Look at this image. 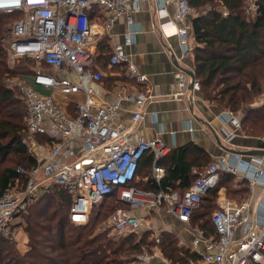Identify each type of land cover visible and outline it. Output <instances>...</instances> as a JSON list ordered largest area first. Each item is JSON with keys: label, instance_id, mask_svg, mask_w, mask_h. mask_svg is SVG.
<instances>
[{"label": "built area", "instance_id": "obj_1", "mask_svg": "<svg viewBox=\"0 0 264 264\" xmlns=\"http://www.w3.org/2000/svg\"><path fill=\"white\" fill-rule=\"evenodd\" d=\"M249 8L253 14L255 0H251ZM133 9L130 0H0V11L23 12L4 36L8 55L16 60L32 58L41 66L27 77H8L6 83L17 88L26 106L27 133L44 135L52 141L40 144L30 137L23 138L36 163L30 169L17 166V172L26 177L25 182L0 195V245L3 236L15 239L14 219L20 218L33 200L57 187L70 195L69 218L75 224L87 223L92 206L113 194L126 205L116 206L107 217V226L115 233L149 231L153 222L150 215L132 213L140 208L164 206L178 220L188 222L202 196L217 185L222 172L247 178L251 187L255 182L264 187L262 156L254 154L249 159L232 155L211 162L185 191L155 192L132 184L139 159L145 153L152 155L151 175L159 184L165 174L159 160L171 148L158 136L146 138L135 128L117 122L115 115L122 99L141 105L154 95L139 90L135 94L117 93L111 101L98 100L95 89L87 82L102 78L90 45L94 31L91 14L101 12V28L107 30L121 16L132 24ZM191 11L188 0H176L171 18L159 25L165 35L178 37L185 54L191 47L184 19ZM158 14L163 17L167 11L161 7ZM137 31L128 29L124 39L113 44L110 65L128 60L126 47L132 44ZM129 73L137 82L146 80L145 74L133 65L129 66ZM174 75L172 96L177 97L188 89L190 77L182 69ZM195 84L194 80L193 87ZM55 91L65 96L82 93L83 98L73 99L72 110L68 111L57 104ZM227 113L231 122L240 126L239 118L231 111ZM140 117V111H134L132 123ZM217 202L211 214L216 235L197 231L190 240L191 250L215 264H264V196L254 209L246 200L236 202L221 191ZM153 238L159 241L158 235ZM178 243L183 244L181 240ZM151 257L142 250L121 264H149Z\"/></svg>", "mask_w": 264, "mask_h": 264}, {"label": "trees", "instance_id": "obj_2", "mask_svg": "<svg viewBox=\"0 0 264 264\" xmlns=\"http://www.w3.org/2000/svg\"><path fill=\"white\" fill-rule=\"evenodd\" d=\"M197 1L188 0L192 5L211 3L207 13L199 11L192 20L194 79L198 90L204 99L236 114L244 134L264 136V100L256 102L264 95V0H255L253 15L247 13L246 0ZM219 4L226 8V15L216 10ZM22 15L20 10L0 11V195L25 182L26 177L17 172V166L30 169L36 163L23 141V135L27 134L26 106L17 88L6 83L8 77H27L34 70L32 58L22 57L12 65L7 60L4 36L9 25ZM101 42L105 40H100L97 46L95 62L109 64L112 48ZM33 137L42 144L52 143L44 135ZM211 162L208 153L196 144L171 147L159 160L165 174L157 184L151 175L152 155L145 153L139 159L132 184L155 192L185 191ZM222 186L237 201L249 192L247 178L237 181L236 175L221 173L217 185L202 196L191 214V217L199 215L198 224L210 236L216 235L211 214L217 207L216 195ZM116 206L126 207L113 194L106 195L92 206L87 223L75 224L69 218L70 195L66 189L57 187L42 194L28 205L18 223L26 233L27 249L18 251L13 244L15 239L3 236L0 264H121L130 261L127 258L130 253L141 251L149 244L147 235L133 243L134 232L119 233L117 238L107 236V230L93 232ZM158 246L169 258L182 251L169 232L162 233Z\"/></svg>", "mask_w": 264, "mask_h": 264}, {"label": "crops", "instance_id": "obj_3", "mask_svg": "<svg viewBox=\"0 0 264 264\" xmlns=\"http://www.w3.org/2000/svg\"><path fill=\"white\" fill-rule=\"evenodd\" d=\"M175 1L130 0L134 5L131 13L133 23L128 24L127 18L121 16L115 19L107 30L101 28L104 22L101 12L93 11L90 17L94 31L90 45L95 54L100 40L104 39L105 42L101 43H106L109 48H112L113 44L124 39L128 29L136 28L138 31L132 44L126 47L128 60L117 66H111L105 62L102 65L96 64L97 69L102 73V78L94 82L88 81L87 84L95 89L98 100L105 101L113 100L117 93L135 94L139 90L151 92L154 95L152 100H148L141 105H137L132 100L122 99L115 115L117 122L135 128L146 138L158 136L170 148L188 143L196 144L208 153L212 162L232 155L249 159L252 154H248L246 151L253 148H264V140L260 137H250L244 134L240 126H235L231 122L227 113L228 110H223L204 99L196 84L193 88H189L188 83V89L184 94L177 97L172 96L175 89V72L178 69L185 72H194L193 49L195 40L192 33V20L198 15L199 11L207 13L211 8L209 1L195 5L198 1L193 0L195 3L190 4L192 11L185 17L184 23L189 28L188 43L191 49L188 54H185L178 37L175 34L165 35L159 27L161 22L171 18L175 9ZM161 7L167 11V14L163 17L158 14V9ZM216 10L222 14L227 11L221 4L217 5ZM130 65L135 66L140 73L145 74L146 80L144 82L134 80L129 73ZM54 97L60 101L64 97L67 98L68 102L65 109L71 111L73 99L80 100L83 98V94L76 93L73 96H65L55 91ZM262 100H264V95H262L260 101ZM137 110L140 111L141 117L138 121L132 123V114ZM234 115L236 118L238 117L236 114ZM230 136L232 137L228 140ZM261 156L262 166H264V155ZM241 178L245 177L236 176L237 181ZM220 191L236 202L246 200L250 209H254L261 197L264 196V187L259 182L253 183L252 187L249 185L248 194L240 201L230 197L224 186L218 189L217 194ZM216 204L218 205L217 195ZM132 213L137 215L149 214L151 216L153 222L149 231H151L152 237L154 235L159 236V241L156 243L160 242L162 233L169 232L175 236L177 248L182 250L180 255L169 258L160 249H157L149 260V264H215L203 260L200 255L190 248V240L197 231L210 236L198 224V214L190 217L188 222H182L170 214L164 206L154 207L150 210L144 208L134 209ZM19 222L20 218L13 221L15 240L18 226H20ZM20 228L22 227L20 226ZM179 240L183 242L182 245H179Z\"/></svg>", "mask_w": 264, "mask_h": 264}, {"label": "rangeland", "instance_id": "obj_4", "mask_svg": "<svg viewBox=\"0 0 264 264\" xmlns=\"http://www.w3.org/2000/svg\"><path fill=\"white\" fill-rule=\"evenodd\" d=\"M251 5V0H246V8L248 7V10H249V13H248V10H247V13L248 14H250V13H252V12H250L251 11V9L249 8V6ZM250 15H252V14H250ZM16 19V18H15ZM11 25V24H10ZM9 25V26H10ZM7 60H8V63L10 64V65H12V64H15L16 62H18L16 59H13L11 56H9L8 54H7ZM33 69H40V65L39 64H37V63H35L33 66H31ZM31 74V73H30ZM29 80H30V78H28ZM262 97V96H261ZM261 97H259L258 98V100L256 101L257 103H259L260 102V99H261ZM56 100V102H57V104H59L60 105V107L62 108V109H65V106H66V103L68 102V99L67 98H65L64 97V99L62 100V101H60V100H58L57 98L55 99ZM240 120V119H239ZM23 137H24V139H29V137L30 138H32V140H35V141H37L33 136H30L28 133L26 134H24L23 135ZM262 137H264V136H261L260 138H262ZM39 143V142H38ZM43 144H45V143H43ZM18 164V163H17ZM212 211H214V208L212 209ZM108 212H109V210H108ZM107 212V213H108ZM151 217V216H150ZM89 218H90V216H89ZM152 225V224H151ZM98 227H97V230L96 231H93L94 233L95 232H99V230H107V236H109V237H114V238H117V237H119V233H115V232H113V231H111L110 230V228L107 226V214H106V217H105V219H103L98 225H97ZM18 230H17V235H16V240L14 241L15 243H13L14 244V246L17 248V250L18 251H20V252H23V251H25L26 249H27V244H26V241H27V236H26V233H24V231H23V228H20V226H18ZM124 233H126V232H124ZM121 234H123V233H121ZM147 235V242H149V244L148 245H146L145 246V248L143 249V250H145L147 253H149L150 255H152L153 256V253H155V251L157 250V249H160L159 248V246H156V245H158V243H156L155 241H154V238L152 237V234L151 233H149L148 231H138V232H134L133 233V236H132V240H133V243H135V242H138V240H140V239H142L143 237H145ZM154 241V243H152ZM151 243V244H150ZM156 246V247H155ZM158 247V248H157ZM142 251V250H141ZM141 251H134V253H130L129 254V256L127 257L128 259L130 258V260H132L133 258H134V256H135V254H138L139 252H141ZM132 254V255H131ZM128 262V261H127Z\"/></svg>", "mask_w": 264, "mask_h": 264}, {"label": "water", "instance_id": "obj_5", "mask_svg": "<svg viewBox=\"0 0 264 264\" xmlns=\"http://www.w3.org/2000/svg\"><path fill=\"white\" fill-rule=\"evenodd\" d=\"M186 73L189 75L190 77V82H189V88L193 87L194 84V72L193 71H186ZM241 152V151H239ZM246 153L248 154H254V155H264V148H253L250 150H247Z\"/></svg>", "mask_w": 264, "mask_h": 264}]
</instances>
